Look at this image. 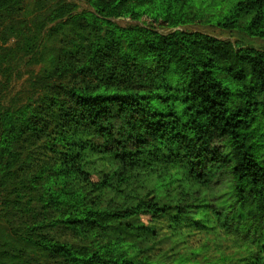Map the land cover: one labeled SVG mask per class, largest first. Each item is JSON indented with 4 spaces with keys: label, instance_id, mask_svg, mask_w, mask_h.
<instances>
[{
    "label": "trees",
    "instance_id": "1",
    "mask_svg": "<svg viewBox=\"0 0 264 264\" xmlns=\"http://www.w3.org/2000/svg\"><path fill=\"white\" fill-rule=\"evenodd\" d=\"M80 1L0 0V264H264V47L179 29L264 0Z\"/></svg>",
    "mask_w": 264,
    "mask_h": 264
},
{
    "label": "rangeland",
    "instance_id": "2",
    "mask_svg": "<svg viewBox=\"0 0 264 264\" xmlns=\"http://www.w3.org/2000/svg\"><path fill=\"white\" fill-rule=\"evenodd\" d=\"M76 2L81 6V8L87 7V5L80 0H76ZM227 4H228V6H230L232 3H227ZM120 24L125 25L126 23L120 22ZM179 29L184 30V31H195V32L207 33V34L214 35V36L221 38V39H231L233 41L241 39L247 44L254 45L257 47H264V41L263 40L250 38L249 36L241 33L240 31L224 30L221 27L215 26V25L192 24V25L182 26ZM160 31L167 33L170 30L161 29ZM22 70L23 71L21 72L19 78L16 79V81L13 83L12 89L9 92V95H15L17 92H19L20 90L23 89V83L28 78L29 73H28V70L26 67L23 68Z\"/></svg>",
    "mask_w": 264,
    "mask_h": 264
}]
</instances>
